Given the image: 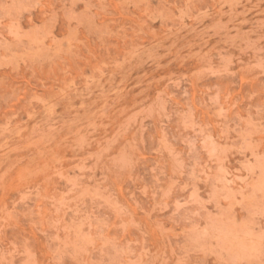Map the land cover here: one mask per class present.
Returning <instances> with one entry per match:
<instances>
[{
    "label": "rangeland",
    "instance_id": "374dc122",
    "mask_svg": "<svg viewBox=\"0 0 264 264\" xmlns=\"http://www.w3.org/2000/svg\"><path fill=\"white\" fill-rule=\"evenodd\" d=\"M0 264H264V0H0Z\"/></svg>",
    "mask_w": 264,
    "mask_h": 264
}]
</instances>
